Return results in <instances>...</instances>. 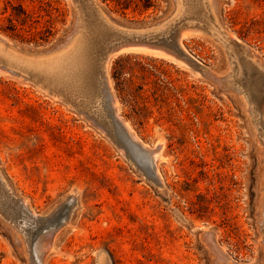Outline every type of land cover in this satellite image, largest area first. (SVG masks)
Here are the masks:
<instances>
[{"label":"rangeland","instance_id":"1","mask_svg":"<svg viewBox=\"0 0 264 264\" xmlns=\"http://www.w3.org/2000/svg\"><path fill=\"white\" fill-rule=\"evenodd\" d=\"M77 3L0 0V34L21 49L57 52L81 30ZM98 3L134 31L177 7L176 0H154L146 12ZM213 4L223 28L264 69V0ZM17 5L27 22L3 32ZM174 31L124 48L109 65L119 113L160 152L162 182L135 161L113 121L104 128L0 64V168L34 210L24 218L0 205V264H39L34 245L43 233L56 247L45 264H264V138L253 106L228 82L231 56L215 36L181 39L202 74L164 57L176 54L174 41L185 33Z\"/></svg>","mask_w":264,"mask_h":264},{"label":"bare ground","instance_id":"2","mask_svg":"<svg viewBox=\"0 0 264 264\" xmlns=\"http://www.w3.org/2000/svg\"><path fill=\"white\" fill-rule=\"evenodd\" d=\"M176 6V9L168 16L165 15L162 19L154 22L156 24L134 31L115 24L107 16L98 0H78L81 30L63 49L42 54L15 47L12 41L0 34L1 67L10 72L12 70L7 67L16 70V74L21 80L34 83L44 89L48 93L46 94L54 100L61 101L76 110L82 109L88 115L96 116L104 128H110L111 121H113L121 135L131 144L135 161L147 163L154 178L162 182L158 172L160 152L142 142L128 121L120 115L109 77V65L112 57L124 48L142 49V44H138L142 42V39H151L157 34L169 35L176 29L185 32H179L174 41L184 58L177 57L172 53L171 56H163L197 74H202V66L183 47L181 39L188 36L190 32H207L215 36L231 56L233 66L228 82L237 88L253 106L256 123L261 127L260 135L264 138V114L258 113V105L260 106L264 102V69L252 59L247 46L238 37L223 28L213 0H176ZM157 51L156 49V53H158ZM193 63L198 64V67H194ZM96 107L98 108L96 109ZM72 198L71 209L77 204L76 197L73 195ZM4 203L9 204L8 208L25 216L24 218H30V215L34 214L29 203L14 194V190L0 168V205L3 207ZM71 212L67 213L66 223H68ZM21 233L24 231L21 230ZM48 234H41L37 240L38 243L34 245V250L37 248L41 250H38L39 252L36 250L41 255L39 264H45V254L56 249L54 238H49ZM30 243L32 244V242Z\"/></svg>","mask_w":264,"mask_h":264},{"label":"trees","instance_id":"3","mask_svg":"<svg viewBox=\"0 0 264 264\" xmlns=\"http://www.w3.org/2000/svg\"><path fill=\"white\" fill-rule=\"evenodd\" d=\"M104 3L110 1L114 4V7L118 10L124 11L132 7L133 9L139 10V12H146L151 8L155 7L154 0H102ZM139 2V4L137 3ZM13 11L8 14L6 19L10 22V26L2 29L3 32L6 30L13 31V22H18L20 24H25L29 18L28 13L24 10L21 5H17L16 7L12 6ZM44 33V32H43ZM42 37V36H41ZM45 40L44 36L41 38ZM121 75V72L115 73V79L117 80V84H119L118 79Z\"/></svg>","mask_w":264,"mask_h":264},{"label":"water","instance_id":"4","mask_svg":"<svg viewBox=\"0 0 264 264\" xmlns=\"http://www.w3.org/2000/svg\"><path fill=\"white\" fill-rule=\"evenodd\" d=\"M153 42H157V41H153ZM147 43V42H146ZM149 43H151V42H149ZM175 45V44H174ZM175 50H176V54H175V56H177V57H180V58H184V55L179 51V49L175 46ZM194 64V63H193ZM198 67V64H194V67Z\"/></svg>","mask_w":264,"mask_h":264}]
</instances>
